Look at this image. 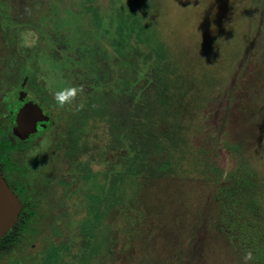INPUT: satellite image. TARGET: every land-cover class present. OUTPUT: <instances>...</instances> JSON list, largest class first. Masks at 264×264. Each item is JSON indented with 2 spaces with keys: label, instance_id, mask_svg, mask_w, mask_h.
Instances as JSON below:
<instances>
[{
  "label": "rangeland",
  "instance_id": "obj_1",
  "mask_svg": "<svg viewBox=\"0 0 264 264\" xmlns=\"http://www.w3.org/2000/svg\"><path fill=\"white\" fill-rule=\"evenodd\" d=\"M52 3L65 8L58 17H67V9L83 12L87 0H0V69L9 68L14 90L28 65L25 86L53 120L29 154L35 171L72 177L64 178L68 185L50 186L56 200L48 195L34 233L0 264H244L248 251V264H264V0H154L151 23L177 54L181 89L189 94L176 139L158 165L149 163L153 174L126 180L111 199L93 252L77 259V235L75 247L46 261L49 247L77 232L87 195L104 185L92 157L106 143L101 129L85 133L91 150L73 169L53 151L72 110L58 108L51 92L75 84L42 39L58 28ZM82 67L95 77L98 64L89 58ZM23 100L13 99L15 116ZM55 203L63 207L46 218ZM62 211L71 215L63 227L54 220Z\"/></svg>",
  "mask_w": 264,
  "mask_h": 264
},
{
  "label": "trees",
  "instance_id": "obj_2",
  "mask_svg": "<svg viewBox=\"0 0 264 264\" xmlns=\"http://www.w3.org/2000/svg\"><path fill=\"white\" fill-rule=\"evenodd\" d=\"M102 1L87 0L81 13L67 9L68 18L58 17V10L65 8L52 3L51 22L58 28L46 31L42 38L65 77L85 89L78 98L84 108L72 110L68 119L66 135L70 144L66 156L73 161L91 150L88 143L79 145L85 131L102 128L106 134L104 147H95L97 152L92 157L97 164L94 172L105 183L87 195L77 232L66 235L59 246L49 247L44 257L51 263L57 262L60 250L75 247L73 239L77 235V259L85 258L99 246L96 230L111 205L109 202L117 199L126 180L145 179L153 174L154 166L149 163L158 165L160 154L175 141L189 95L181 89L177 54L151 23L154 0ZM89 58L98 64L92 70L93 78H88L90 72L82 67ZM24 75L29 78L30 71ZM62 212L55 222L63 227L70 222L71 215ZM29 221L31 225L27 226L22 210L13 227L0 239V260L25 235L34 233L38 221ZM54 234L63 236L60 232Z\"/></svg>",
  "mask_w": 264,
  "mask_h": 264
},
{
  "label": "flooded vegetation",
  "instance_id": "obj_3",
  "mask_svg": "<svg viewBox=\"0 0 264 264\" xmlns=\"http://www.w3.org/2000/svg\"><path fill=\"white\" fill-rule=\"evenodd\" d=\"M27 70L30 71L29 67L25 68V71ZM2 74L4 75V78L3 92L0 93V174L5 180V183L9 187L10 191L19 201L21 205L20 212L23 210V217L26 220V225L29 226L31 225L29 219H36L39 221L42 218L39 210L41 209L42 204L45 202L48 195L54 198L52 195L53 192L51 191L49 193L50 186H58L60 183L65 184L66 180H64V178L69 176L72 177V175L70 172H66V174H64L65 176L61 175V173H55L54 175L46 176L43 175L42 172L35 171L37 162L33 163L30 161L31 159L29 158V154L33 149L37 148L38 144L44 138L46 133L52 128L53 120L49 111H47L37 99L31 96L30 91L25 86V81L28 77L24 75V79L13 90L10 85L9 68L7 67L0 69V82L2 79ZM20 92L24 94V100L19 102V106H23V108L25 106L34 107L31 105V103H34L38 106V108L41 109L42 114L50 121V124L45 129L39 133L30 134L25 139H19L13 134V128L15 126V114L13 117L12 111L13 99L18 102V94ZM14 94H16V98H13ZM70 115L71 114L66 117V126L62 131L59 132L56 139L57 146L53 150L54 152L58 151L60 153L61 160L63 162L62 165L67 169H73L80 157H82L84 153L90 152L87 151L81 153L78 158L73 161H71V159L66 156V151H69L70 144V141H67L66 135L67 129L69 128L68 119ZM85 133L88 134L89 132L85 131ZM85 133L83 137L81 136L79 145L86 143L84 142ZM90 133L92 135V132ZM101 133L105 137V132L101 131ZM93 135H95V133ZM58 204L59 203L52 204V206L48 207L44 211L46 218L49 213L52 214V218L55 216L56 212L58 214L60 211V205L63 207L62 204ZM64 213L65 212L63 211L62 214ZM54 220L56 219L54 218Z\"/></svg>",
  "mask_w": 264,
  "mask_h": 264
},
{
  "label": "water",
  "instance_id": "obj_4",
  "mask_svg": "<svg viewBox=\"0 0 264 264\" xmlns=\"http://www.w3.org/2000/svg\"><path fill=\"white\" fill-rule=\"evenodd\" d=\"M24 94L20 92L18 99ZM50 124L41 109L25 106L15 116L13 134L19 139H25L30 134L39 133ZM21 205L15 195L10 191L0 174V239L13 227L20 212Z\"/></svg>",
  "mask_w": 264,
  "mask_h": 264
},
{
  "label": "clouds",
  "instance_id": "obj_5",
  "mask_svg": "<svg viewBox=\"0 0 264 264\" xmlns=\"http://www.w3.org/2000/svg\"><path fill=\"white\" fill-rule=\"evenodd\" d=\"M35 41H32L34 43ZM85 89L80 85H72L60 88L51 92L54 104L60 108L64 109L68 107L70 110L80 111L84 108L82 102H78V98L84 93ZM253 260V254L251 251L245 253L243 257L244 264H248L249 261Z\"/></svg>",
  "mask_w": 264,
  "mask_h": 264
}]
</instances>
